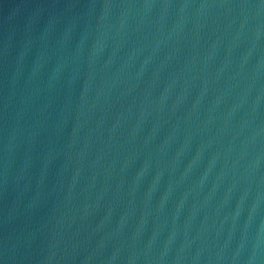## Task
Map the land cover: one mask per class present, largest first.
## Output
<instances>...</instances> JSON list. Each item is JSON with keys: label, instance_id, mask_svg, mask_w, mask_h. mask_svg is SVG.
<instances>
[{"label": "water", "instance_id": "obj_1", "mask_svg": "<svg viewBox=\"0 0 264 264\" xmlns=\"http://www.w3.org/2000/svg\"><path fill=\"white\" fill-rule=\"evenodd\" d=\"M0 264H264V0H0Z\"/></svg>", "mask_w": 264, "mask_h": 264}]
</instances>
